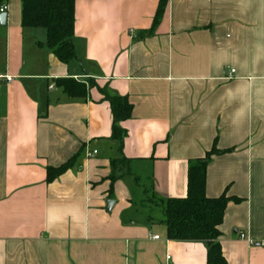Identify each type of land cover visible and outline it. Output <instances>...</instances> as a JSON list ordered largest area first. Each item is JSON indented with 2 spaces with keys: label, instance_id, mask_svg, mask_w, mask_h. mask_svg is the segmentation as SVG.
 Returning <instances> with one entry per match:
<instances>
[{
  "label": "crops",
  "instance_id": "1",
  "mask_svg": "<svg viewBox=\"0 0 264 264\" xmlns=\"http://www.w3.org/2000/svg\"><path fill=\"white\" fill-rule=\"evenodd\" d=\"M3 5L0 264H207V243L168 239L163 205L214 150L206 195L231 199L224 257L264 264V0H165L156 26L161 0H76L68 65L45 29L23 27L21 0ZM103 92L133 106L122 152Z\"/></svg>",
  "mask_w": 264,
  "mask_h": 264
},
{
  "label": "trees",
  "instance_id": "2",
  "mask_svg": "<svg viewBox=\"0 0 264 264\" xmlns=\"http://www.w3.org/2000/svg\"><path fill=\"white\" fill-rule=\"evenodd\" d=\"M6 0H0V6ZM76 0H21L22 25L24 28H43L47 31V48L53 52L60 63L68 65L76 59L74 47ZM165 0H161L154 26L163 14ZM57 86L72 99H84L87 96L86 86L73 79L58 80ZM105 94L113 113L111 139L119 144L122 152L127 133L121 124L132 118L133 106L127 98L113 97ZM220 154L212 151L205 159L194 162L188 171V191L185 198L169 199L163 205L164 224L167 237L176 242H204L209 250L207 264H228L222 250L220 227L231 199L226 195L210 199L206 195L207 169L213 156ZM79 155L59 168L48 169V182L58 179L62 174L75 166ZM119 161H113L115 168ZM114 184L118 178H110ZM238 202V201H236Z\"/></svg>",
  "mask_w": 264,
  "mask_h": 264
},
{
  "label": "built area",
  "instance_id": "3",
  "mask_svg": "<svg viewBox=\"0 0 264 264\" xmlns=\"http://www.w3.org/2000/svg\"><path fill=\"white\" fill-rule=\"evenodd\" d=\"M7 11H8V6L7 5H3L0 8V13L1 14H5V13H7ZM234 73H235V71L232 70L231 74H234ZM3 80H5L7 83H11L14 79L12 77L0 76V82L3 81ZM50 89H53V87H50ZM96 154H97L96 151L95 152H88L87 153V158H90V157H92L93 155H96ZM154 239L158 240V237H155Z\"/></svg>",
  "mask_w": 264,
  "mask_h": 264
},
{
  "label": "water",
  "instance_id": "4",
  "mask_svg": "<svg viewBox=\"0 0 264 264\" xmlns=\"http://www.w3.org/2000/svg\"><path fill=\"white\" fill-rule=\"evenodd\" d=\"M6 20H7V14L0 15V24L1 25H5ZM112 204H113V202L108 203V207H107L108 211H110Z\"/></svg>",
  "mask_w": 264,
  "mask_h": 264
}]
</instances>
